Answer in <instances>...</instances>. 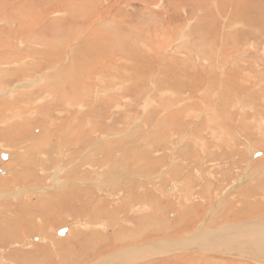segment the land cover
Here are the masks:
<instances>
[{
    "label": "rangeland",
    "instance_id": "1",
    "mask_svg": "<svg viewBox=\"0 0 264 264\" xmlns=\"http://www.w3.org/2000/svg\"><path fill=\"white\" fill-rule=\"evenodd\" d=\"M28 1L0 0V264H240L187 249L264 215V0Z\"/></svg>",
    "mask_w": 264,
    "mask_h": 264
},
{
    "label": "bare ground",
    "instance_id": "2",
    "mask_svg": "<svg viewBox=\"0 0 264 264\" xmlns=\"http://www.w3.org/2000/svg\"><path fill=\"white\" fill-rule=\"evenodd\" d=\"M23 1V0H21ZM28 1V0H27ZM30 1V0H29ZM28 1V2H29ZM42 1V0H40ZM45 0H43L44 2ZM9 2V1H8ZM48 2V1H47ZM46 2V3H47ZM10 3V2H9ZM24 4V3H23ZM26 4V3H25ZM24 4V5H25ZM45 4V3H44ZM20 5V4H19ZM23 5V6H24ZM106 5V4H105ZM2 6V5H1ZM45 6V5H44ZM36 7V6H35ZM35 7H32V8H35ZM21 8V7H20ZM31 8V9H32ZM36 9V8H35ZM40 9V8H39ZM37 11V10H36ZM40 11V10H39ZM41 12V11H40ZM41 14V13H40ZM118 36V35H117ZM29 42V41H28ZM41 61V60H40ZM17 65V66H16ZM25 64L22 65V63H18V64H14V67H15V70H10L9 71L7 70V74L8 75H11L12 73H17L18 71L22 70L23 69V66ZM36 65V64H35ZM44 65V64H42ZM41 65V67H42ZM11 66V65H10ZM38 66V65H36ZM28 67V66H27ZM26 68V67H25ZM37 68H40V67H37ZM1 70V69H0ZM26 70V69H25ZM29 71V69H27ZM204 70V69H203ZM25 72V71H24ZM4 74V73H3ZM6 74V75H7ZM37 78H41L42 81L44 82V78H43V74H38ZM49 78V77H48ZM29 80V79H28ZM32 80V78H31ZM31 80L29 81H26L23 83L22 87H27L28 85H31L32 84L35 86L36 83L39 82V80L34 84L31 82V84H29L28 82H30ZM35 80V79H34ZM33 81V80H32ZM48 81V80H47ZM28 83V84H27ZM45 83H47L45 81ZM26 85V86H25ZM37 85V84H36ZM56 85V84H55ZM29 86V87H31ZM48 86H50L48 84ZM51 88V87H49ZM24 89V88H23ZM8 96V95H7ZM11 120V119H10ZM30 126V125H29ZM227 127V126H226ZM262 140V139H261ZM39 143V142H38ZM27 144V143H26ZM36 149V148H35ZM9 154H2L1 155V158L2 160H7L9 159ZM175 158V157H174ZM188 161V160H187ZM0 173H6L4 172L1 168H0ZM98 182V181H97ZM178 184H173L172 186H170L169 190L167 189V193L171 192L172 193H175V190H177V187ZM144 191V190H143ZM232 191V190H229V192ZM160 191H158L159 193ZM246 192V191H245ZM161 193V192H160ZM222 195H220L221 197H224L227 195L228 191L226 190V192L224 193L223 191L221 192ZM252 193V192H251ZM176 194V193H175ZM217 195V194H216ZM248 195V194H247ZM218 197L219 200H218V203L217 201H215V203L213 204L214 206L216 204L220 205V202H221V197ZM257 196V195H256ZM259 196V195H258ZM262 196V195H261ZM251 197V196H249ZM246 198V197H245ZM260 198V197H259ZM203 199V198H202ZM244 199V198H243ZM240 200V199H239ZM181 201V200H180ZM222 203V202H221ZM260 203V202H259ZM264 204V203H263ZM156 206V205H155ZM262 206V205H261ZM260 206V209H263L262 207ZM191 208V209H190ZM247 208V207H246ZM253 208V207H252ZM186 210H193L192 207H185ZM158 210V209H157ZM238 211V209H237ZM185 212V211H184ZM193 212V211H192ZM243 212V211H241ZM187 213V212H186ZM194 213V212H193ZM234 213V212H233ZM232 213V215H234ZM264 213V212H263ZM237 214V213H236ZM240 214V213H239ZM248 214V213H247ZM250 214V213H249ZM259 214V213H258ZM241 215V214H240ZM254 215V214H253ZM256 215V214H255ZM254 215V216H255ZM193 215L190 213V216L183 220V223L185 224V226L187 227L189 225V227L187 228V230L185 231H189L190 228H192L194 225L191 224L190 219ZM232 218V217H231ZM251 218V217H250ZM228 219V218H227ZM205 220V219H204ZM239 220V219H238ZM252 223L249 225V226H246V225H243V226H240V225H235L237 227H231V226H228V225H225V221L223 222V225H222V228L219 229L218 233H215V234H210V233H203L201 232L198 233L199 235H196L197 238H195L196 240L193 241L190 245L194 247L192 248H189L187 249V251H197V250H200V249H205L206 250V247L205 245H202L200 246L201 244H198V243H202L203 241H210L211 244H215V250H217V252L219 253H224L226 252L227 250L232 252L230 254L232 255H236L238 256V261L240 262V264H251L250 261H253L254 264H264V215L263 216H260V217H254L252 218ZM78 222V221H77ZM249 222V221H248ZM81 223V222H80ZM178 223L181 225L182 222H180L178 220ZM182 223V224H183ZM83 224V223H82ZM81 224V225H82ZM178 224V225H179ZM249 224V223H248ZM84 227H87V224H83ZM98 225V224H97ZM96 225V228H98L97 230H99L100 228H103V225ZM177 225V224H176ZM204 226V225H203ZM76 227V226H75ZM64 229H67V231H65L64 233H62L61 235H59V233L64 230ZM199 229V228H197ZM137 230V229H136ZM184 230V229H183ZM206 230V229H204ZM198 231V230H197ZM138 233V232H137ZM194 233V232H193ZM57 234L59 236H65L67 234H71V229L70 228H63L61 230H59L57 232ZM192 234V233H191ZM197 234V233H196ZM189 236H192V235H189ZM36 241H42L40 237H36ZM188 238V237H187ZM213 238L215 240V243H213ZM185 239V238H184ZM189 239V238H188ZM32 240H35V237H33ZM192 240V239H191ZM157 241V240H156ZM146 242V241H143V243H135L133 245H130L128 246L126 249L124 250H121L113 255H110L109 257L106 258V260H101V261H98L97 263L95 264H155L156 262L155 261H158L159 259H163V258H171L173 261L174 260H179V259H176L177 257H173L172 254L176 253L175 251H177L178 249H180V253H184L183 251L181 252V249L184 248H187V246L189 244H182L183 247H180L181 244L179 243H174L173 245H169L168 243H165V242ZM185 241V240H183ZM187 241V240H186ZM185 241V243H186ZM167 242V241H166ZM182 242V241H181ZM172 244V243H170ZM25 245H29V246H33L34 244H32L31 240H28ZM199 245V246H197ZM197 246V247H196ZM208 247V246H207ZM214 249V248H212ZM212 249H209L210 251ZM2 252V251H1ZM178 252V251H177ZM211 253V252H210ZM197 254V253H196ZM3 256V255H2ZM5 258V257H4ZM4 258H1L0 257V262L4 260ZM105 259V258H103ZM204 259L203 256H198V255H192V256H189L188 257H183V264H189L190 262L192 261H196V260H202ZM245 259H249L248 260H245ZM5 262H7V260H5ZM237 262V261H236ZM181 263V264H182ZM230 263V262H229ZM228 263V264H229ZM234 263V262H233ZM15 264V263H14ZM20 264V263H19ZM162 264H169V260H166L164 263ZM217 264V263H216ZM232 264V263H230ZM253 264V263H252Z\"/></svg>",
    "mask_w": 264,
    "mask_h": 264
},
{
    "label": "water",
    "instance_id": "3",
    "mask_svg": "<svg viewBox=\"0 0 264 264\" xmlns=\"http://www.w3.org/2000/svg\"><path fill=\"white\" fill-rule=\"evenodd\" d=\"M65 231H67V229H64V230H62L60 233H59V235H61L62 233H64ZM37 238L35 237V240H36Z\"/></svg>",
    "mask_w": 264,
    "mask_h": 264
}]
</instances>
